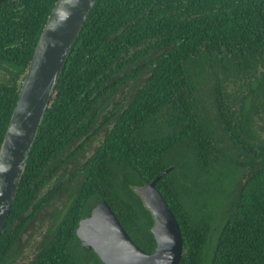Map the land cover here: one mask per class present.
<instances>
[{"label": "trees", "instance_id": "trees-1", "mask_svg": "<svg viewBox=\"0 0 264 264\" xmlns=\"http://www.w3.org/2000/svg\"><path fill=\"white\" fill-rule=\"evenodd\" d=\"M56 2L0 4V69L10 75L0 80V146ZM263 121L264 0H98L27 160L0 238V264L25 259L24 214L30 206L37 214L60 190L57 179L48 199L39 193L47 173H58L63 149L79 156L85 171L73 175L84 177L31 264H64L61 227L70 223L76 237L78 219L101 200L153 252L154 219L134 188L168 168L156 188L180 226L179 264H264ZM182 167L194 173L184 175L192 187L175 175Z\"/></svg>", "mask_w": 264, "mask_h": 264}, {"label": "water", "instance_id": "water-1", "mask_svg": "<svg viewBox=\"0 0 264 264\" xmlns=\"http://www.w3.org/2000/svg\"><path fill=\"white\" fill-rule=\"evenodd\" d=\"M6 0H0L4 2ZM98 0H57L36 44L0 146V238L50 100L73 46ZM152 181L135 187L150 211L156 246L148 253L130 237L106 200L82 219L77 235L104 264H179L184 252L179 223Z\"/></svg>", "mask_w": 264, "mask_h": 264}, {"label": "flooded vegetation", "instance_id": "flooded-vegetation-1", "mask_svg": "<svg viewBox=\"0 0 264 264\" xmlns=\"http://www.w3.org/2000/svg\"><path fill=\"white\" fill-rule=\"evenodd\" d=\"M7 1L8 0L4 2ZM9 78L10 75L5 73L3 69H0V80H9ZM234 83H237L236 79L234 80ZM92 133L93 132L90 131V134ZM91 142V144L93 145L94 138ZM89 147L91 146L88 143V145L84 147L88 151L80 154L82 157L87 158L90 156L92 147ZM70 153L71 150L68 151L67 149H63L59 152L60 163L58 165V173L52 174L51 171H49L47 173L48 179L45 183H43V186L40 190L41 192H39L42 198L44 197V199H48L50 196L49 190L54 188L56 180H59V184H57V186L60 188V190L53 197L50 196V199H48L47 202L48 206L45 208L46 205H43V207L37 214L32 213L33 208L30 206L24 214L25 216L28 215L30 218H28L24 228L20 230L19 239L21 250H23V253H25V259L20 260L18 262L19 264H31V262L33 263V260L35 259L34 255H36L37 252H41L53 239V232H50L51 226L56 222L61 223L67 217V210L64 207V204L69 199L71 192L77 190L76 188L78 186V183L81 182L82 178L84 177L74 176L73 174L77 171V169L85 171L78 164V162H81L80 159H78L79 156L77 158H74L70 156ZM97 204H95V206ZM95 206L87 208L86 214L84 213L85 215L81 216L78 219L77 224H75L74 228L76 237L70 236L72 230L69 225L70 223H68V227H61L62 234L64 233V231L68 233V241H63V245L61 246L65 249V253L67 256L64 264H104L92 248L82 245V241L77 235L79 222L82 219L89 217ZM87 211H89V214H87Z\"/></svg>", "mask_w": 264, "mask_h": 264}, {"label": "rangeland", "instance_id": "rangeland-1", "mask_svg": "<svg viewBox=\"0 0 264 264\" xmlns=\"http://www.w3.org/2000/svg\"><path fill=\"white\" fill-rule=\"evenodd\" d=\"M181 158V160H182V163L183 164H185V162H184V156H182V157H180ZM226 169V168H225ZM227 173V172H226ZM225 173V174H226ZM237 173H240V171L238 170L237 171ZM186 174V176H188L189 178H191L193 175H194V173H191V172H188V173H186V169H185V167H182V169H177L176 170V172H175V175L176 176H178V177H180V179L182 180V182L184 183V175ZM184 184H186L188 187H192L193 186V184H192V182L191 183H189V182H185ZM181 186H183V185H181ZM189 189H192V188H189ZM193 190V189H192ZM233 191V189H230V191H224V194H223V196H222V199H225V198H227L228 196H229V194H228V192L229 193H231ZM183 193L184 194H186V192H185V190H183ZM226 200V199H225Z\"/></svg>", "mask_w": 264, "mask_h": 264}]
</instances>
